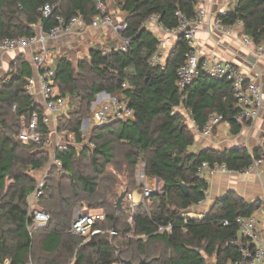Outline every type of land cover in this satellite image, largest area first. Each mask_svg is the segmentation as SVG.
Segmentation results:
<instances>
[{
    "label": "trees",
    "instance_id": "1",
    "mask_svg": "<svg viewBox=\"0 0 264 264\" xmlns=\"http://www.w3.org/2000/svg\"><path fill=\"white\" fill-rule=\"evenodd\" d=\"M98 2L104 3L108 13L111 7L125 13L127 29L120 36L130 43L126 52L112 48L104 55L92 48L88 59L79 61L76 68L64 58L53 60L54 85L60 88V97L74 106L58 123V129L73 133L74 143L81 144L82 122L101 93L119 94L127 100L134 118L95 127L89 147L78 153L71 146L57 155L66 175L55 168L48 173L38 205L49 215V221L45 229L30 235L26 198L36 184L29 173L42 169L48 154L39 146L23 145L17 139L21 121H28L32 113L41 114L24 91L31 68L17 56L9 73L0 78V261L206 264V258H214L215 264H234L240 254L228 243L237 237L236 219L255 215L261 201L248 203L229 192L202 218H189L184 212L205 199L207 182L195 175L202 162L224 164L228 171L241 173L261 158L264 145L253 153L244 149L190 152L195 141L193 132L179 113L172 114L179 106L199 129L213 114L224 117L232 135L250 123L233 121L236 101L224 79L200 76L179 92L174 85L176 70L192 49L179 37L164 67L151 66L149 60L157 49L158 38L143 27L151 15H159L161 24L176 28L175 13L194 17L197 0H0V39L34 37L33 25L48 32L57 16H81L90 24L98 15ZM45 5L51 7L49 18L42 16ZM218 20L226 28L240 23L243 35L255 46L264 44V0H238ZM81 158L88 159L89 171L79 165ZM141 163L149 183L156 180L161 192L149 196L133 211L125 197L118 211L119 195L126 192L127 196L137 189L135 173ZM180 185L186 187V192ZM78 204L88 210H102L105 216L95 223V228L104 233L88 243L70 233ZM130 216L132 227L128 225ZM168 224L172 227L170 233H158L159 227ZM129 234L134 238H128Z\"/></svg>",
    "mask_w": 264,
    "mask_h": 264
},
{
    "label": "built area",
    "instance_id": "2",
    "mask_svg": "<svg viewBox=\"0 0 264 264\" xmlns=\"http://www.w3.org/2000/svg\"><path fill=\"white\" fill-rule=\"evenodd\" d=\"M108 1L113 2L114 0ZM203 1L197 0V6ZM237 1L233 0L234 3ZM96 10L98 15L90 24H86L81 16L69 18L57 16L55 17L56 24L48 32H43L40 25H33L32 28L36 29L34 37L0 39V71L2 70L1 62L4 54L15 51H31L29 61L31 76L27 79L24 91L33 102L38 97V103L40 104L38 106L43 109L41 114L32 113L28 121H21L17 139L23 145L32 144L39 146L42 152L49 155L53 168L57 169L61 175H66V172L63 170L62 163L57 158V155L64 153L72 146L74 134L67 131H59L58 129V123L68 114L69 107L67 100L60 97L54 85L55 67L50 60L46 44L65 36H77L89 30L111 29L121 39V45L115 48L116 51L126 52L130 41L120 36L127 29V24L123 20L125 14L118 12V16H114L108 13L102 2L97 3ZM41 12L44 18H49L51 16V7L45 5L42 7ZM225 13L226 11L220 13L218 18L224 16ZM175 17L178 24L173 29L161 24L159 15H151L144 23L143 27L154 35L156 31H160L164 35V38H158L157 49L151 56L149 64L163 68L168 56L166 52L167 45L173 44L181 37L187 42L192 51L185 56V62L176 70L175 88L179 92H184L200 76L211 79H224L230 84L233 98L236 101L237 111L233 116V121L237 124H242L256 120L264 106L263 93L258 81L259 74L254 73L247 77L230 63L221 62L214 58L199 57L195 49V37L198 31L206 25L207 11L204 8H198L194 17H187L179 11L175 13ZM218 18L213 25L215 30L229 36L231 34L230 30L223 27ZM238 24L241 25L240 23ZM241 42L246 49L254 50L256 58L261 59L264 57V49L255 46L247 37H242ZM35 47H38L39 50H35ZM102 54L104 55L106 52L102 51ZM123 89H126V87L123 86ZM91 105V122L88 121V118L82 122L81 134L88 129L116 121H131L134 118V112L129 108L128 101L120 97L119 94L108 95L101 93L96 96ZM15 110L16 107L13 106L12 111L14 112ZM175 113L187 114L193 125V134L206 139L211 138L218 127L227 123L222 115L213 114L208 118L205 125L199 129L190 118L189 113L181 106L172 110V114ZM261 144L264 145V139ZM263 164L264 154L261 155L260 159L253 160L252 164L242 173L249 174ZM226 171L228 169L224 164L214 163L211 165L208 162H202L196 168L195 175L198 179L206 181L207 175L212 176ZM46 177L47 175L26 198L29 218L27 231L30 235L45 229L49 221V215L39 209L38 205L43 195ZM135 180L140 196L139 202L135 203L134 200L136 191L126 196L129 208L132 211L140 204H144L149 196L159 193L156 180L154 181L155 188H150L143 163L136 170ZM202 204L203 201H199L195 206ZM104 218L102 210H83L78 207L73 214L70 233L83 239L84 243H88L93 238L104 233L100 229L95 228V223L103 221ZM128 225L131 227L133 225L132 216L128 218ZM223 225H227V222H224ZM236 225L239 228L237 237L228 243L231 247L238 249L240 254V258L234 264H264V195L256 214L251 217H238ZM171 229V224H168L159 227L158 233H170ZM109 234L112 233L110 232ZM127 237L134 238L131 234L127 235ZM138 238L144 239L145 236ZM0 264L10 263L6 260L4 262L0 261Z\"/></svg>",
    "mask_w": 264,
    "mask_h": 264
},
{
    "label": "crops",
    "instance_id": "3",
    "mask_svg": "<svg viewBox=\"0 0 264 264\" xmlns=\"http://www.w3.org/2000/svg\"><path fill=\"white\" fill-rule=\"evenodd\" d=\"M235 6L233 0H204L198 8H204L207 11L206 25L203 26L195 37V49L200 58H214L221 62H226L234 65L244 76H251L254 73L259 74V83L261 85L264 98V57L258 59L255 57L253 49H246L241 42V38L245 37L242 33V26L236 24L233 27L227 28L231 34L229 36L219 33L214 28V23L217 21L218 15L223 11H229ZM124 15V13H122ZM121 14V15H122ZM118 16V13L117 15ZM106 30H89L80 35L65 36L58 40L51 41L46 44L49 50L50 60L53 63L55 52L51 51L50 45L55 47L58 42L62 41H80L89 39L94 33L105 32ZM116 35V34H115ZM155 36L159 39L164 38L160 31L155 32ZM176 42V41H175ZM173 44L167 45L166 52L169 54L174 47ZM264 49V44L260 46ZM39 50L38 47L34 48ZM52 52V53H51ZM31 51H15L6 53L2 57L3 72L7 70L9 65L15 61L17 56L29 64ZM30 66V65H29ZM31 68V67H30ZM39 98L34 99V103L40 105ZM41 112L43 109L38 106ZM188 116V115H187ZM189 117V116H188ZM189 129L192 131L193 125L191 120L186 122ZM194 135L195 141L189 151L198 153L207 149L215 151H228L233 149H244L249 153H253L257 148L261 147V142L264 139V106L259 114V117L250 124L243 126L242 130L237 135H232L229 124L225 123L218 127L211 138H203ZM207 190L205 199L200 206H193L188 209L185 215L189 218H202L212 208L213 204L221 199L229 192L236 193L239 197L248 203L261 201L264 195V164L254 169L249 174L239 173L235 171H226L216 173L212 176H206ZM135 203H138L140 196L138 190L134 196ZM206 264H215L214 258H206Z\"/></svg>",
    "mask_w": 264,
    "mask_h": 264
},
{
    "label": "rangeland",
    "instance_id": "4",
    "mask_svg": "<svg viewBox=\"0 0 264 264\" xmlns=\"http://www.w3.org/2000/svg\"><path fill=\"white\" fill-rule=\"evenodd\" d=\"M109 13L115 16V15H117L118 10H115L111 7L109 10ZM119 45H121V39H120L119 35H115L113 30H111V29H106L105 32L96 33V34L94 33V35L90 36L89 39L84 40V42L62 41V42H58L54 48L52 45H50V48H51L52 52H55L54 55L51 54L53 56L54 61L59 60L60 58H64V59L70 61L71 64L73 65V67L76 68L79 61H83V60L88 59V54H89L90 49L95 48V49H99L101 51L107 52L112 48L118 47ZM9 70H10V65L5 72H3L4 69H2L0 71V78L5 77L9 73ZM57 93L60 95V88L57 89ZM67 100H69V99H67ZM68 107H69L68 110H70V109L73 110V108H74V106H72L71 104L70 105L68 104ZM89 111H90V114L88 117V121L91 122V107H90ZM180 115L183 117V120L185 122L189 123L190 119L187 116V114L180 113ZM93 129L94 128H92L90 130L88 129L85 132H82V137L84 140L81 144H79V145L75 144V143L72 144V146L77 150L78 153L83 151L84 147L90 146L89 140L91 138V134H92ZM78 163L83 170L89 171L88 159L81 158L78 161ZM51 170H54V168L52 166L49 155H47V161H46L44 167L42 169H40L39 171L30 172L29 175L32 177V179L35 181V184L37 185L40 181L43 180L45 175H48V173ZM7 185H9V182L7 183ZM154 186H155V182L150 181V188L154 189L155 188ZM158 187H160V188H158V192L160 193L161 192V186L158 185ZM137 190L138 189H136L135 191H137ZM78 207L82 208L83 210L86 209L85 205L78 204Z\"/></svg>",
    "mask_w": 264,
    "mask_h": 264
},
{
    "label": "water",
    "instance_id": "5",
    "mask_svg": "<svg viewBox=\"0 0 264 264\" xmlns=\"http://www.w3.org/2000/svg\"><path fill=\"white\" fill-rule=\"evenodd\" d=\"M179 187H180L184 192H186V187H185L184 185H180ZM125 197H126V192H122V193L119 195V197H118V199H117V201H116V208H117L118 211H120V210L122 209V205H123V202H124ZM195 251L197 252V250H195ZM122 264H132V263H130V262H128V261H122ZM139 264H146V262H145V261H142V262H140Z\"/></svg>",
    "mask_w": 264,
    "mask_h": 264
}]
</instances>
